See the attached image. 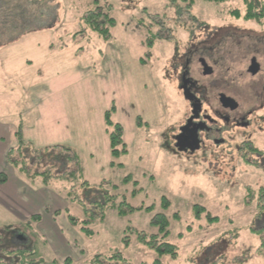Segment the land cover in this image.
Listing matches in <instances>:
<instances>
[{
	"label": "rangeland",
	"instance_id": "1",
	"mask_svg": "<svg viewBox=\"0 0 264 264\" xmlns=\"http://www.w3.org/2000/svg\"><path fill=\"white\" fill-rule=\"evenodd\" d=\"M95 5L114 20L106 38L84 24ZM245 13L243 0H0V132L20 133L0 152L25 161L21 189L42 205L28 225L0 210V264H150L158 254L134 229L175 247L161 264H264V134L246 157L184 159L163 145L182 104L170 66L187 28L243 30L248 55L232 71L245 74L256 55L264 74V18ZM111 107L127 151L116 158ZM160 216L165 238L152 225ZM113 253L124 261L103 258Z\"/></svg>",
	"mask_w": 264,
	"mask_h": 264
},
{
	"label": "flooded vegetation",
	"instance_id": "2",
	"mask_svg": "<svg viewBox=\"0 0 264 264\" xmlns=\"http://www.w3.org/2000/svg\"><path fill=\"white\" fill-rule=\"evenodd\" d=\"M242 31L205 26L196 34L190 27L181 51L174 41L170 77L182 104L163 144L173 155L197 160L223 158L235 151L246 157L254 136L264 134V74L258 76L256 55L249 59L245 74L232 71L248 55L240 48ZM252 64L258 69L254 75L249 72Z\"/></svg>",
	"mask_w": 264,
	"mask_h": 264
},
{
	"label": "trees",
	"instance_id": "3",
	"mask_svg": "<svg viewBox=\"0 0 264 264\" xmlns=\"http://www.w3.org/2000/svg\"><path fill=\"white\" fill-rule=\"evenodd\" d=\"M180 1L187 4L188 7L192 6V4L194 2V0H180ZM203 1L208 2V3H216L217 4V3L226 2L227 0H203ZM96 3H97V0H92V4H96ZM243 3L246 6V13L244 16L246 20L247 19H262V18H264V1H261V0H243ZM235 12H236V14H238L237 11H235ZM83 21H84V24L87 25L91 31L100 33V35L103 38H106L107 36H109V28L114 26V20H113V18H111L109 16L108 8L103 9L102 7H100L98 5H95L93 10L88 11L86 16L83 18ZM112 111H113V107H111V110L105 112L104 119H105V125H106V133L108 135V140H109L110 155H111V157L116 158L118 156L125 155L127 153V151L125 148L126 145L124 144V141L122 139L123 131H122L121 126L119 124L113 123L111 121L110 114L112 113ZM15 135L17 138H20L19 131H17L15 133ZM19 149H18V153H19ZM65 151L70 153L67 150H65ZM14 152H17V151L16 150L15 151L9 150L7 152V157H6L7 163H9L10 165H12L15 168H17V166L21 165V167H20L21 172L20 173L30 175L26 166L24 165L25 161H22V160L16 161L15 159H13ZM72 158L75 159L73 154H72ZM37 174H39L41 176H46V171L42 172V173H36V175ZM5 182H6L5 174H0V184H4ZM258 195H259V197L264 198V190L263 189L259 190ZM109 198L110 199H108L107 202L111 201V203L113 204L112 208L117 210V214L119 216L123 215L126 210L124 208L122 209V206H126L125 203L121 202L118 206H115V204L113 202V197H109ZM141 208L142 207L136 208V210L140 211ZM134 209L135 208H133V207H129L127 210L129 212H131V211H134ZM261 210H264V209H261ZM68 217L71 220V222L75 223L72 216L69 215ZM157 219L158 220L153 221L154 223L152 225L157 226L158 234L159 235L163 234V238H165L168 234L165 231V230H167L168 222L166 221L164 216H160V218H157ZM35 220L36 221L38 220V216L32 217L30 221L33 222ZM28 224L29 223H27L26 225H28ZM87 231H86V233H88ZM127 232H128V229L125 232L126 236L122 240L124 246H129L128 236L126 234ZM6 233H8V231H6ZM132 234L135 236L137 242L146 245L147 247L154 250L158 254V257L156 259H154L152 261V263H150V264H161L160 263V257L164 254H170L172 256L176 254L175 247H173L172 245L167 244V243L158 244L156 241L157 240L156 235L151 236V239L148 240V239H146V237L141 232H137L135 229L132 232ZM17 248L14 251L19 250ZM9 252H11V251H9ZM11 253H13V252H11ZM117 254L118 253H113V254H111V256H107V257H103V258L105 260H108V261L116 260L119 262H123L124 257L117 256ZM118 255H120V254H118ZM95 257L98 258V257H100V255L95 256ZM95 261H96V259H94V258L91 260L92 263H95Z\"/></svg>",
	"mask_w": 264,
	"mask_h": 264
},
{
	"label": "crops",
	"instance_id": "4",
	"mask_svg": "<svg viewBox=\"0 0 264 264\" xmlns=\"http://www.w3.org/2000/svg\"><path fill=\"white\" fill-rule=\"evenodd\" d=\"M4 135H6V140L9 136H13V138H15L14 132L10 133V135L5 132H0V145L4 144ZM7 152H0V170H3V173L6 176V182L4 184H0V210L6 214H10L11 217L16 221H18L17 218L22 219L21 223L26 224L31 220L32 217L38 216L36 212H40V208L42 206L40 204L41 201L36 200V198L34 197V192H32L31 190L23 191V189H21L22 187H26L25 181L28 179L26 176H21L20 174L22 173L20 172H17V174H15V170H17V168L14 167V169L13 166L8 164L5 160ZM18 176L22 177L23 180H21V178H19ZM29 176L30 175H28V177ZM17 224L19 223H16V225ZM10 239L11 238L9 237V244H11L12 242Z\"/></svg>",
	"mask_w": 264,
	"mask_h": 264
},
{
	"label": "water",
	"instance_id": "5",
	"mask_svg": "<svg viewBox=\"0 0 264 264\" xmlns=\"http://www.w3.org/2000/svg\"><path fill=\"white\" fill-rule=\"evenodd\" d=\"M257 71H258V69H257V65H251V67H250V69H249V72L252 74V75H254V74H256L257 73Z\"/></svg>",
	"mask_w": 264,
	"mask_h": 264
}]
</instances>
